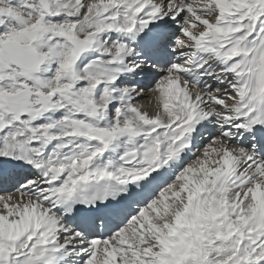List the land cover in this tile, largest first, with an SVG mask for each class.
<instances>
[{"label":"snow or ice","instance_id":"1","mask_svg":"<svg viewBox=\"0 0 264 264\" xmlns=\"http://www.w3.org/2000/svg\"><path fill=\"white\" fill-rule=\"evenodd\" d=\"M0 264H264V0H0Z\"/></svg>","mask_w":264,"mask_h":264},{"label":"bare ground","instance_id":"2","mask_svg":"<svg viewBox=\"0 0 264 264\" xmlns=\"http://www.w3.org/2000/svg\"><path fill=\"white\" fill-rule=\"evenodd\" d=\"M145 103L147 104V101H145Z\"/></svg>","mask_w":264,"mask_h":264}]
</instances>
